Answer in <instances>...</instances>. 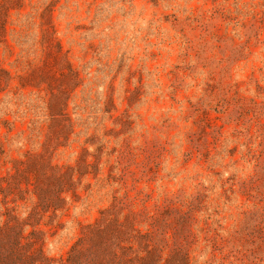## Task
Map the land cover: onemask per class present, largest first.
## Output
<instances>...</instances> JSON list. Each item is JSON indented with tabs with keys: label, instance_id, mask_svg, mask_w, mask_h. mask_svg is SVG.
<instances>
[{
	"label": "rangeland",
	"instance_id": "rangeland-1",
	"mask_svg": "<svg viewBox=\"0 0 264 264\" xmlns=\"http://www.w3.org/2000/svg\"><path fill=\"white\" fill-rule=\"evenodd\" d=\"M0 264H264V0H0Z\"/></svg>",
	"mask_w": 264,
	"mask_h": 264
}]
</instances>
